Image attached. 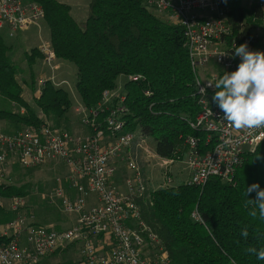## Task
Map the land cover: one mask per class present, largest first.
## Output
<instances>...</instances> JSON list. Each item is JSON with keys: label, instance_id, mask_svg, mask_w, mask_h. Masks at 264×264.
<instances>
[{"label": "built area", "instance_id": "2783aa9c", "mask_svg": "<svg viewBox=\"0 0 264 264\" xmlns=\"http://www.w3.org/2000/svg\"><path fill=\"white\" fill-rule=\"evenodd\" d=\"M144 3L182 29L198 95V113L188 124L204 133L209 147L199 151V138L186 135L183 142L187 150L181 159L157 155L139 130H126L125 94L117 89L104 90L93 107L77 105L81 125L90 128L83 135L48 122L12 132L0 126V188L13 184L10 174L14 166L32 169L61 162L65 166L61 180L72 193H67L57 178V187L47 200L52 204L59 201L61 210L74 217L66 228L39 224L32 216L20 213L25 206L22 196L0 194V264H39L71 243L79 246L82 264H172L158 235L142 219L139 201L153 190L175 186L173 168L178 163L186 172L182 184L200 187L210 177L231 182L246 155L264 141V126L236 129L223 120V112L210 99L215 88L208 87L219 72H206L211 65L235 71L241 58L235 56L234 46L247 43L249 50L264 52V0H258L259 16L251 15L247 33L242 25L233 28L228 8L222 7L220 0ZM43 19L44 8L36 1L0 0V33L5 30L13 36L38 26ZM38 50L50 73L41 83L50 80L55 84L58 63L51 43L43 40ZM141 79V75L129 76L131 81ZM156 159L161 180L155 187L147 171ZM2 210L11 216L2 219ZM191 217L199 220L196 211ZM99 236L109 242L110 252L99 251Z\"/></svg>", "mask_w": 264, "mask_h": 264}, {"label": "trees", "instance_id": "16d2710c", "mask_svg": "<svg viewBox=\"0 0 264 264\" xmlns=\"http://www.w3.org/2000/svg\"><path fill=\"white\" fill-rule=\"evenodd\" d=\"M32 1L44 8V22L56 58L75 67L74 88L81 104L95 106L104 90L117 89L118 77H125L126 130H139L152 139L161 157L181 159L187 150L183 142L186 135L199 138V151L209 147L204 133L188 124L198 113V95L180 26L161 21L144 0H89L83 22L73 18L66 3ZM220 4L228 8V21L235 30L242 25L247 33L251 15L259 16L257 4L249 9L240 0H220ZM9 49L0 34V97L24 111L0 109V119L38 125L40 119L20 96L17 69L10 62ZM36 51L33 48L27 53L28 63ZM224 72L219 71L218 78ZM131 75L143 79L131 81ZM44 84L37 105L47 115L52 112L55 124L51 125L60 127L59 116L70 107L68 94L53 87L50 80ZM146 90L150 95L144 94ZM215 91L211 90V98ZM84 127L89 132L90 128ZM253 183L264 189V141L246 155L231 182L210 177L202 187L179 183L153 190L139 201L141 216L158 235L172 264H264V260L247 252L249 247L264 248V220L259 215L249 216V209L244 207L243 193ZM29 191L27 185L0 188L5 196H25ZM255 197V192L248 196ZM193 211L199 220L191 217ZM245 228L247 238L241 235Z\"/></svg>", "mask_w": 264, "mask_h": 264}, {"label": "rangeland", "instance_id": "374dc122", "mask_svg": "<svg viewBox=\"0 0 264 264\" xmlns=\"http://www.w3.org/2000/svg\"><path fill=\"white\" fill-rule=\"evenodd\" d=\"M57 1L66 3L70 6V13L76 21H85L88 14L89 0ZM240 2L243 6L249 9L251 5L257 4L258 0H240ZM149 10L154 13L161 21L165 22L166 24L173 25L164 16L155 12V10L151 8H149ZM0 34L2 35L5 43L10 48L7 52L10 62H12L17 69L15 77L21 88V98L27 103L28 106H30L31 110L40 119V123L48 122L50 124H55L51 119L55 118L54 114L49 112V115H47L48 113H46L37 105V100L42 97L45 86V84L43 85L41 83V78L45 79L50 75L49 69L43 62L42 55L38 50V46L43 40L50 42L49 31L44 19L40 21L39 26L36 28L31 27L25 31H18L13 36H9L5 30ZM33 48H36L37 53L33 58V61L28 63L27 53H29ZM58 61L59 60L57 59V63ZM211 71L219 72L221 70L216 66L211 65L206 69V72L209 73ZM55 77L56 83L52 86L65 90L70 101V107L64 111L61 116H59V126L73 134L83 135L88 133L87 129L81 125L78 113L75 110L77 105L81 103L80 98L74 88L75 67L73 65L61 63L58 66ZM61 80H65V83H57ZM124 81L125 77L121 76L118 77L116 83L117 91L121 93L124 92ZM210 99L212 98L210 97ZM0 100H2L0 103L1 110L18 113L23 109L17 104L2 97H0ZM5 121L7 123L6 128L1 124L0 126L6 132H12L27 125L21 121L12 122L9 119H6ZM146 140L152 147H154V142L152 139L146 138ZM156 162H159V159L153 160L152 165L149 166L147 171L155 187L157 186L156 184L161 180L160 168ZM173 170L175 173V184L178 185L181 183L186 172L183 170V164L181 163H178V166H175ZM64 173L65 166L61 162H49L48 164H45L41 167L32 169H22L15 166L12 167L10 175L12 177L13 185H27L30 190L27 195L22 196L23 200L25 201V206L20 209V213L27 216H32L33 220L39 224L50 225L55 228L66 226L69 221V216L71 215H68L61 210L59 201L56 204H52L47 200L48 195H51V193H53L54 189L57 187V178L60 179L59 183L66 188L67 193H72V191L67 187V184L61 180L63 179ZM123 174L124 172L121 171L120 178ZM2 211H4L1 213L2 219L11 216V213H8L5 210ZM63 254H65L64 251H55L53 254L49 255L50 257L46 258L42 264H72L71 260L66 259L64 257L65 255Z\"/></svg>", "mask_w": 264, "mask_h": 264}, {"label": "clouds", "instance_id": "9594fccd", "mask_svg": "<svg viewBox=\"0 0 264 264\" xmlns=\"http://www.w3.org/2000/svg\"><path fill=\"white\" fill-rule=\"evenodd\" d=\"M227 3V0H224ZM235 56L241 58L237 69L224 74L214 82H208V87L216 89L212 97L223 112V120L236 129L257 128L264 126V52L249 50L247 43L234 46ZM204 93L205 90L201 89ZM256 158H259L256 155ZM255 192V199H249ZM243 195L246 197L244 207L249 209V216L264 220V189L258 183L247 186ZM201 221L202 218H201ZM245 238L247 229L241 232ZM247 252L264 260V248L259 250L249 247ZM235 264V261L232 262Z\"/></svg>", "mask_w": 264, "mask_h": 264}, {"label": "crops", "instance_id": "0c3cea01", "mask_svg": "<svg viewBox=\"0 0 264 264\" xmlns=\"http://www.w3.org/2000/svg\"><path fill=\"white\" fill-rule=\"evenodd\" d=\"M77 22H82V20L81 21H77ZM34 27L36 28L37 26H34ZM61 63H64V64L66 63V64L70 65L67 62H64V61L60 62V60H59L58 61V66ZM1 102H2V100H0V103ZM20 112L22 113L23 109ZM5 120L6 119H0V122H1L0 124L3 125V127L6 128L7 123H6ZM119 179L120 178L117 177V180H119ZM90 201L92 202L93 199H90ZM73 222H74V217L73 216H69L68 224L66 226H64V227H61V228L69 227ZM97 245H98L99 251H101L102 253H108V252L111 251V246L109 245V242L103 236H99L98 237ZM57 251H64V253H65V254H63V255H65L64 257L66 259L71 260L72 264H82L80 262L79 246L76 243H71V244L67 245L64 249L57 250ZM48 257H50V256L45 257L39 264H42V262Z\"/></svg>", "mask_w": 264, "mask_h": 264}]
</instances>
